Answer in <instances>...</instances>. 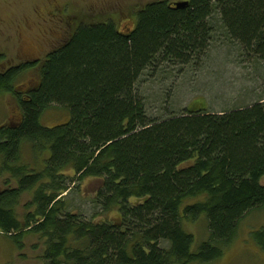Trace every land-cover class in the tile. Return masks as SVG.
<instances>
[{
  "label": "trees",
  "instance_id": "16d2710c",
  "mask_svg": "<svg viewBox=\"0 0 264 264\" xmlns=\"http://www.w3.org/2000/svg\"><path fill=\"white\" fill-rule=\"evenodd\" d=\"M134 19L127 32L113 19L80 23L43 60L0 72V93L19 109L16 124L0 127L1 173L17 184L0 191V234L19 250L27 234L39 236L46 264H209L264 209V94L221 114L186 108L157 120L140 90L163 65L206 59L221 34L264 63V0H159ZM38 68V84L19 88ZM53 107L69 121L43 125ZM28 143L50 152L44 168L22 161ZM89 178L102 180L96 206L119 219L67 208L64 195ZM202 216L209 239L195 249L184 222ZM256 238L264 250V231Z\"/></svg>",
  "mask_w": 264,
  "mask_h": 264
},
{
  "label": "rangeland",
  "instance_id": "374dc122",
  "mask_svg": "<svg viewBox=\"0 0 264 264\" xmlns=\"http://www.w3.org/2000/svg\"><path fill=\"white\" fill-rule=\"evenodd\" d=\"M155 1L159 0H0V72L8 67L43 60L65 42L80 23L113 19L121 31L127 32L135 26L134 15ZM170 1L179 3L185 0ZM218 33L221 34L219 29ZM213 43L207 58L199 63L196 58L189 65L179 62L163 65L141 83L140 90L146 98L150 118L166 119L169 114L186 108H207L209 112L221 114L251 104L264 94V63L246 60L239 47L227 41L224 34L218 35ZM39 70L27 71L18 81V87L37 85ZM68 117L66 110L53 107L44 113L42 124L57 126L69 121ZM18 119V104L8 94L0 93V127L14 125ZM23 152L22 161L32 169L37 164L44 168L50 157L49 151L35 150L30 143L24 146ZM1 171L0 164V191L7 188V181L11 178L10 172L2 175ZM16 185L13 179L11 186ZM101 186L102 180L97 178L86 179L81 184L77 182L64 195L67 208L87 220L95 218L97 222H112L119 219L116 209L104 213L94 203ZM31 199V194L22 196L17 208L22 220ZM184 227L194 236L195 249L209 239L206 217L202 216L196 222L185 221ZM261 231H264V209L247 215L224 256L209 264H264V250L256 238ZM18 248L9 237L0 234V264H46L43 257L45 247L39 236L27 234L24 248Z\"/></svg>",
  "mask_w": 264,
  "mask_h": 264
},
{
  "label": "water",
  "instance_id": "95a60500",
  "mask_svg": "<svg viewBox=\"0 0 264 264\" xmlns=\"http://www.w3.org/2000/svg\"><path fill=\"white\" fill-rule=\"evenodd\" d=\"M185 6H186V3L178 4V7H185Z\"/></svg>",
  "mask_w": 264,
  "mask_h": 264
}]
</instances>
